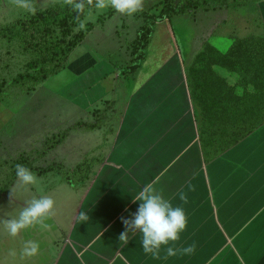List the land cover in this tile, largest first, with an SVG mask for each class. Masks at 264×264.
Wrapping results in <instances>:
<instances>
[{"label":"crops","instance_id":"crops-1","mask_svg":"<svg viewBox=\"0 0 264 264\" xmlns=\"http://www.w3.org/2000/svg\"><path fill=\"white\" fill-rule=\"evenodd\" d=\"M261 24L264 29V19ZM255 33L251 26L237 37ZM208 34L187 36L184 53H172L160 71L142 81L137 72L147 55L124 76L115 71L117 57L98 41L81 55L84 71L76 67L69 82L73 111L109 107L119 114L106 129L99 127L101 120H77L97 126H77L72 138L66 135L55 146L62 152L56 162L65 169L89 157L88 176L72 184L58 180L42 190L41 196L54 201L50 215L15 236L4 221L21 210L10 207L0 218V264H246L244 256L251 258L255 246L242 237L254 222H264V68H256L250 57L239 63L237 56L229 67L221 55L233 33ZM122 91L127 95H119ZM65 92L64 87L59 95ZM88 130L100 138L92 140ZM146 184L183 208L187 221L179 239L162 245L155 256L144 252L139 230L119 237L125 230L121 217L136 212L140 202L133 199ZM32 199L10 201L26 207ZM26 241L39 244L35 255L24 254ZM169 247L174 255H168ZM189 247L193 251H182ZM253 264H264V251Z\"/></svg>","mask_w":264,"mask_h":264},{"label":"rangeland","instance_id":"rangeland-1","mask_svg":"<svg viewBox=\"0 0 264 264\" xmlns=\"http://www.w3.org/2000/svg\"><path fill=\"white\" fill-rule=\"evenodd\" d=\"M155 1L141 0V7L147 5L150 7V4ZM228 2L234 4L228 8L217 10H192L176 17H170V21H157L151 33L150 43L144 51L147 55L146 60L141 63L137 72L139 74L138 81L145 79L148 73L160 71L164 60L166 61L172 56V53H176L178 50L182 53L184 50L183 40L187 36H199L200 30L209 33L208 35L225 32V34L233 33L234 37H241L248 33V28L253 26L256 37L264 36L261 24L264 18L260 17V15L264 17L263 8L260 6L263 4L260 1L228 0ZM76 3H82L87 10L82 19L86 22V26L83 29L79 26L74 27L73 32H77L79 29L85 30L89 24H94V29L88 32L83 41L75 47L63 68L57 73L49 74L46 80L37 84L29 81H15L18 74L35 72L42 67L50 71L56 63V61L45 60L46 55L41 51L44 43L53 40L56 33H44L42 31L43 23L38 26H24L18 21L29 19L33 14L47 8L74 6ZM25 4L34 8L35 12L28 11L23 6ZM108 10L111 14L106 17ZM157 13L158 10L155 8L148 13L139 9L131 15L119 13L111 7L99 11L95 8V0H0V28L10 25L9 29L0 30V187L8 181L11 174V162L22 153L26 154L32 165L37 167H45L60 160L62 152L56 151L55 147L47 149L51 143L50 138L53 135H64V137L69 135L72 138L71 134L77 133V131L72 132V129L77 130V120L87 121L91 118L98 124L101 120L99 127L102 126L106 129L111 126L110 123L119 114L113 113L116 110L107 109L109 107H93L94 109L90 110L81 109L83 112L79 115L72 109L70 101L72 99L64 95L61 97L59 92L63 91L67 83L69 84L76 78V67L77 72L84 71V65L80 66L79 59L86 51L87 53L92 51L96 44L95 41L99 42L102 49L103 46L105 47L108 55L112 53L117 57L115 71H121L123 76L129 72L131 68L127 67L129 64L127 58L130 56V44L136 35V29L148 14ZM134 17H139L142 20ZM54 21V18L49 20V26L53 30L56 28ZM107 53L104 52V54ZM33 62H37L34 68L31 66ZM114 75L113 73L111 76ZM135 83L133 82L131 85H135ZM65 90L66 95L71 93L69 90ZM67 91H69L68 94ZM118 93L121 96L127 95L123 91ZM90 98L87 95L84 100L87 101ZM87 133H89L88 136H93L92 140L95 138L96 133L89 130ZM100 136L96 135V138L99 139ZM82 140L84 139L82 138ZM84 159L82 168L77 172L74 171L76 167L72 169L64 167L67 171L49 172L42 177L34 173L37 176V182L32 185H23L16 178L9 186L8 191L0 196V218L8 212L10 207L20 210L24 208L23 201L21 205H15L10 200L39 198L42 190L46 192V187L52 189L58 180L67 181V177H70L75 183L87 177L89 173L87 169L90 168L89 157ZM263 226L264 222H254L249 227H253V230L249 234L244 232L245 236L242 239L247 244L252 243L251 247L255 246L250 251L251 258L244 256L246 264H253L257 252L262 254L264 251V234L259 233ZM246 246V244L243 245L242 250ZM229 247L231 248V245Z\"/></svg>","mask_w":264,"mask_h":264},{"label":"trees","instance_id":"trees-1","mask_svg":"<svg viewBox=\"0 0 264 264\" xmlns=\"http://www.w3.org/2000/svg\"><path fill=\"white\" fill-rule=\"evenodd\" d=\"M254 1H264V0H254ZM234 3L228 2V0H156L150 7L147 9L140 8L143 12L152 9H157V14H148L147 18L143 20L142 24L137 30L136 37L131 41L130 44V59L127 67L131 68L129 71H135L139 63L144 60L146 54L145 49L149 45L151 40V33L153 27L157 21H161L166 18H170L173 15H180L190 11H196L198 9L203 10H217L222 8H228ZM86 8L83 5V10H77L73 5H65L63 7L56 6L52 8H47L41 10L32 15L29 19L24 21H18L19 24L24 26L26 25H35L38 26L43 23L42 31L44 33H56L53 40L44 43V46L41 48L46 55L45 60L49 62L56 61L54 68L52 70H47L42 67L35 72H26L18 74L15 78V81H29L33 84L40 83L48 78L49 74H55L60 71L70 53L79 45L86 34L90 32L94 24H89L85 30L79 29L77 32H73V28L79 26L82 19L85 17ZM111 12L108 10L106 12V17L110 15ZM54 18L56 25L55 30L49 26V20ZM155 19V20H154ZM10 25L1 27L0 30L9 29ZM60 32H59V31ZM38 31V30H37ZM56 31V32H54ZM59 32V34H58ZM39 46V44H38ZM213 52V51H212ZM215 53V52H214ZM217 53V52H216ZM221 55V54H220ZM225 60V63L230 67V63L236 60H233L234 57L241 58L239 63L246 62L247 58L250 57V60L255 63L256 68H264V37L261 36H249L244 38L235 37L233 43L231 44L229 50L221 55ZM37 65V62L31 63V66L34 68ZM70 84L65 86V89L70 90ZM62 93V91H60ZM69 96V99H73V92L66 95ZM75 96V95H74ZM78 123V124H77ZM78 126H85L86 128H93L97 125L93 123H84L76 122ZM64 139V135L58 136L53 135L50 138L51 143L48 145L47 149L54 148L57 144L61 143ZM22 164L29 168L37 176L42 177L46 176L49 172H64V166L60 162H52L45 167L33 166L30 162L28 156L24 153L20 154L16 159H14L11 164V174L8 178V181L0 187V196L8 191L9 186L17 178L15 175V165ZM83 162L78 164L74 169L75 172L79 171L82 168ZM67 171V170H65ZM67 182L72 184L74 183L70 177H67Z\"/></svg>","mask_w":264,"mask_h":264},{"label":"clouds","instance_id":"clouds-1","mask_svg":"<svg viewBox=\"0 0 264 264\" xmlns=\"http://www.w3.org/2000/svg\"><path fill=\"white\" fill-rule=\"evenodd\" d=\"M28 11L35 12V9L23 5ZM77 10H83L82 3H76ZM111 7L119 13L131 15L141 8V0H95V8L99 11ZM86 22L81 21L79 27L85 28ZM15 175L23 185H32L37 182V176L22 164L15 165ZM181 199H185L181 195ZM133 201H139L137 210L130 218L121 217L124 225V232L120 238L124 239L128 231L139 230L142 234V246L145 253L158 255V249L162 245H168L170 241L179 239L180 233L186 227V215L183 208L173 206L171 201L166 200L155 190L152 184H146L136 195ZM54 207V201L50 197L41 196L34 198L27 203L18 214V217L4 221V225L10 235L15 236L21 230L28 228L34 223L40 222L42 217L50 215ZM81 218L86 219L85 213ZM47 227V225H45ZM39 244L35 241H26L24 254L32 256L37 253ZM168 255H174L175 250L168 248ZM185 253L193 251L191 247L182 250Z\"/></svg>","mask_w":264,"mask_h":264}]
</instances>
